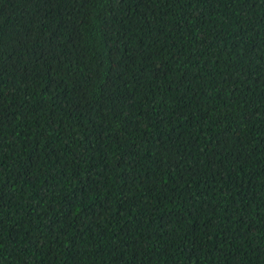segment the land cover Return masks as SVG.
<instances>
[{
    "label": "trees",
    "instance_id": "1",
    "mask_svg": "<svg viewBox=\"0 0 264 264\" xmlns=\"http://www.w3.org/2000/svg\"><path fill=\"white\" fill-rule=\"evenodd\" d=\"M0 264H264V0H0Z\"/></svg>",
    "mask_w": 264,
    "mask_h": 264
}]
</instances>
